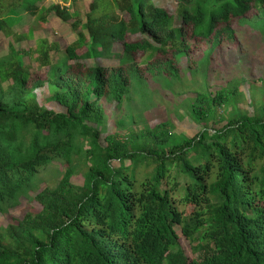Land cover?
<instances>
[{"label": "trees", "instance_id": "16d2710c", "mask_svg": "<svg viewBox=\"0 0 264 264\" xmlns=\"http://www.w3.org/2000/svg\"><path fill=\"white\" fill-rule=\"evenodd\" d=\"M42 1L0 0V264H264L263 96L241 109L235 88L198 94L191 137L167 122L134 129L131 113L108 133L104 114L147 109L151 85L177 82L182 59L194 73L201 49L209 61L236 45L240 25L264 19V0H174L173 15L152 0H91L84 12L78 0ZM21 12L33 25L14 31ZM51 14L75 41L15 49ZM97 58L117 64L83 63ZM20 199L24 216L6 221Z\"/></svg>", "mask_w": 264, "mask_h": 264}, {"label": "rangeland", "instance_id": "374dc122", "mask_svg": "<svg viewBox=\"0 0 264 264\" xmlns=\"http://www.w3.org/2000/svg\"><path fill=\"white\" fill-rule=\"evenodd\" d=\"M78 1L82 2L81 10L83 12L86 11L88 4L91 2V0ZM61 2L62 0H43L41 4L44 7H49L52 4H60ZM152 3L165 9L169 14H174L176 8L174 0H152ZM21 17L22 20L19 25L15 26L14 31L24 32L33 25L26 14L21 12ZM257 20L259 19H251L255 27L244 24L238 28L236 25L238 28H236L237 44H225L219 52L215 51L212 54L209 61H201L205 55V48L194 54V60L198 61V67L194 68V73L187 69L184 59L180 60V65L184 69L180 79L169 88L166 87V89L160 88V85H151L150 92L152 95L146 105L147 109H142L140 103L133 104L131 110L127 104H123L118 111H115V104L106 105L104 108L106 132L118 131L115 127L116 121L131 113L134 115L136 122L134 129H138L137 126L141 122H145V124L167 122L172 126L171 129L175 134L191 137L199 131L200 126L189 117L188 107L192 99L198 94H206L212 97L221 88L227 90L235 88L238 95L233 105L235 104L236 107L241 109L244 108V100L248 102L251 98L260 99L262 96L264 97V19ZM33 35L31 40L15 45V49L24 51L33 49L34 39L55 42L60 49H64L76 39V33L71 30L70 22H62L52 14L48 16L47 23L35 30ZM139 37L127 35L126 41L134 42L139 40ZM8 42V39L0 36V56L7 53ZM120 49L117 45L114 47L116 52H119ZM139 59L140 56H136L135 61L138 62ZM83 63L86 66H114L117 64V60L97 58L93 62L92 60H86ZM42 74L43 72L40 71L35 76L31 75V77L32 79L41 78ZM35 92L40 96L46 94L45 89H36ZM49 108L55 111L60 110L55 103H51ZM213 110L217 115H223L224 110L216 107ZM207 126L210 127L209 123ZM120 132V134H124L123 131ZM103 137L104 135H102ZM42 179L44 181L48 179L46 174L42 176ZM25 212V200L20 199L19 206L10 210L4 218L9 222L12 219L20 220ZM1 221L0 218V224ZM179 244L184 254L190 257V248L187 241L180 237Z\"/></svg>", "mask_w": 264, "mask_h": 264}]
</instances>
